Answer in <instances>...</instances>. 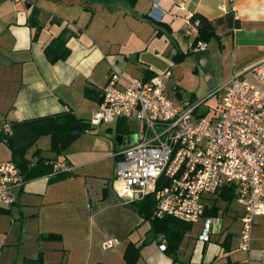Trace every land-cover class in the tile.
<instances>
[{
    "label": "crops",
    "instance_id": "0c3cea01",
    "mask_svg": "<svg viewBox=\"0 0 264 264\" xmlns=\"http://www.w3.org/2000/svg\"><path fill=\"white\" fill-rule=\"evenodd\" d=\"M191 14L220 21L205 52H197L194 39L185 35ZM63 31L69 55L50 63L44 48ZM260 63L264 0H137L133 7L126 0H0V121L71 111L90 122L114 72L123 90L134 79L168 71L166 97L178 108L200 106L231 76L264 87V74L257 81L248 73ZM125 120L104 128L90 124L92 130L65 149L57 159L72 169L69 177L40 176L15 190V203L0 208V264L29 259L42 264H264V216L254 221L250 250H240L243 207L234 195L240 210H222L213 199L222 190L204 197L203 216L173 251H164L166 224L144 218L113 186L126 146L116 137L124 136ZM46 133L26 158L33 160L38 150L48 157ZM11 159L0 141V164ZM110 239L118 246L102 250Z\"/></svg>",
    "mask_w": 264,
    "mask_h": 264
},
{
    "label": "built area",
    "instance_id": "2783aa9c",
    "mask_svg": "<svg viewBox=\"0 0 264 264\" xmlns=\"http://www.w3.org/2000/svg\"><path fill=\"white\" fill-rule=\"evenodd\" d=\"M184 32L192 38L197 35L196 27L189 23ZM194 49L205 52L206 43L198 42ZM248 73L260 81L264 63L252 66ZM169 76L167 71L149 80L134 79L123 90L118 88L120 74L107 76L91 125L127 118L143 124L142 131L120 153L113 186L127 202H139L154 193V217L169 216L188 224L203 216L205 196L233 187L235 201L243 207L239 249L248 252L254 221L264 216V87L244 76H231L217 91L221 92V114L206 119L197 113L199 104L178 108L166 97ZM8 132L9 124L0 121V134ZM55 169L72 170L60 162ZM160 178L164 182L156 190ZM22 184L12 162L0 164V208L15 203V190ZM208 227L206 223L204 241L208 240ZM118 244L110 239L101 249Z\"/></svg>",
    "mask_w": 264,
    "mask_h": 264
},
{
    "label": "trees",
    "instance_id": "16d2710c",
    "mask_svg": "<svg viewBox=\"0 0 264 264\" xmlns=\"http://www.w3.org/2000/svg\"><path fill=\"white\" fill-rule=\"evenodd\" d=\"M126 1L133 7L137 0ZM219 22L220 21H209L199 14H191L188 23L194 25L197 29V35L193 38V45L195 46L198 42L206 43L216 33ZM35 27L37 29L39 28L37 25H35ZM65 34L66 32L63 31L44 48V54L50 63L65 60L69 55V50L66 47L64 38ZM5 122L9 124L10 132L0 134V141L10 149L12 155L10 162L17 167L23 183L40 176H49L51 177V181L69 177L71 175L70 172L67 173L55 169V165L58 163L57 158L82 133L92 130L90 122L77 118L71 111L33 120ZM45 132L50 135L51 141L48 154L53 157L49 155L47 157L43 155L41 150H38L34 153L33 160L26 158L25 154L28 148ZM163 182L164 179L160 178L156 184V190L161 188ZM219 195L225 200L231 201L234 198L235 189L233 187H225ZM134 204L139 208L144 218L152 219L154 222H158V219H161L160 221L166 224V227L169 228L170 231L166 234L167 240L164 251H173L182 234L191 224L169 216L162 218L154 217V193L148 194L143 200L135 202ZM213 209V214H216L219 208L214 207L212 210ZM44 238L50 239L51 237L46 236ZM23 264H42V261L40 259H29Z\"/></svg>",
    "mask_w": 264,
    "mask_h": 264
},
{
    "label": "rangeland",
    "instance_id": "374dc122",
    "mask_svg": "<svg viewBox=\"0 0 264 264\" xmlns=\"http://www.w3.org/2000/svg\"><path fill=\"white\" fill-rule=\"evenodd\" d=\"M161 75V74H160ZM218 89L213 91V97H210L208 99H205L203 102H201L199 106V110L201 113H203L204 117L206 119H214L218 117L221 114L222 108L219 104V97L221 96V92H218ZM169 97L170 99H173L172 94ZM177 102V101H176ZM175 102V103H176ZM179 105V103H176ZM104 128V125H101ZM126 129V130H125ZM143 129L142 122L136 120L135 118H127L124 123L121 130L123 131L124 136H130L132 139L136 137V135L141 132ZM125 130V131H124ZM43 139V137H42ZM41 140V138L39 139ZM134 143V142H133ZM213 199L217 202V205L222 209H230V210H240L239 205L233 200L228 201L222 198L220 195L213 196Z\"/></svg>",
    "mask_w": 264,
    "mask_h": 264
},
{
    "label": "water",
    "instance_id": "95a60500",
    "mask_svg": "<svg viewBox=\"0 0 264 264\" xmlns=\"http://www.w3.org/2000/svg\"><path fill=\"white\" fill-rule=\"evenodd\" d=\"M132 140L133 139L130 136L126 137V136L119 135V136L116 137V142L119 145H121V144H125V145L130 144L132 142Z\"/></svg>",
    "mask_w": 264,
    "mask_h": 264
}]
</instances>
